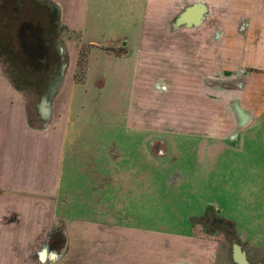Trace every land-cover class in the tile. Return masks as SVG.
<instances>
[{
  "label": "crops",
  "instance_id": "obj_1",
  "mask_svg": "<svg viewBox=\"0 0 264 264\" xmlns=\"http://www.w3.org/2000/svg\"><path fill=\"white\" fill-rule=\"evenodd\" d=\"M42 1L55 10L56 22L87 35L93 49L90 55L97 50L104 58L108 54L131 63L129 107L123 125L126 133L141 139L145 133L153 135L149 140L160 143L167 154L169 148L178 151L188 144H201L203 156L215 160L213 168L219 175H240L255 168L251 160L264 158V152H249L237 157L241 163L229 161L235 156L226 145L228 139L246 143L237 132L254 124L264 112V0ZM91 19L116 33L105 34L102 43L100 37L91 35V25L86 26ZM74 41L67 39L64 47L59 46L63 51L66 47V59L61 65L58 54L59 66L46 73L38 88L46 102H36L37 120L29 118L25 87L0 70L3 126H11L12 119L6 115L12 112L15 123L19 119L28 133L21 139L0 134V227L6 228L11 217L29 215L32 207L35 213L45 212L43 221L49 222L53 209L65 205L60 201H65L63 190L68 189L63 184L64 161L69 164L67 174L74 179L78 169L89 164L90 152L79 146V138L90 142V136H82V125L78 121L69 124L67 114L56 110L74 99L80 102V96L89 92L73 81L78 56ZM88 72L103 75L93 72L91 63ZM103 79L105 84L107 76ZM91 157L93 167L96 158L104 159L103 168L112 165V157L101 152ZM122 158L125 161L117 163V169L125 173L122 169L132 168L137 170L131 174H143L137 155ZM259 166L263 173L264 163ZM138 182L130 189L138 191ZM33 244L27 246L30 264H40L34 259Z\"/></svg>",
  "mask_w": 264,
  "mask_h": 264
},
{
  "label": "rangeland",
  "instance_id": "obj_2",
  "mask_svg": "<svg viewBox=\"0 0 264 264\" xmlns=\"http://www.w3.org/2000/svg\"><path fill=\"white\" fill-rule=\"evenodd\" d=\"M18 1L0 0V43L7 42L2 34L4 28L18 26L19 20L12 18ZM90 25L91 35L99 40L108 32L116 33L99 27L93 19L86 24L88 28ZM56 26L54 40L61 65L66 59V47L63 51L59 46L74 39L78 56L73 81L89 91L80 96V102L74 99L56 110L67 114L69 124L78 121L82 136H90V142L79 138V146L90 152V160L77 168L75 179L67 174L69 164L64 161L63 184L68 189L63 190L65 201H60L65 205L53 209L49 222L43 221L45 212L35 213L32 207L29 215L11 217L6 228L1 225L0 264H30L29 242L34 243L33 256L40 264H236L233 242L241 245L251 263L264 264V172L258 167L264 158L251 160L255 168L249 167L240 175H219L213 168L215 160L203 156L201 144H188L184 150L173 144L179 150L169 148L167 154L160 143L149 140L153 135L145 133L141 139L140 135L126 133L123 125L129 107L131 63L108 54L104 58L97 50L90 55L93 49L86 34L81 36L58 22ZM90 63L93 72L102 71L107 76L105 84L101 73L95 76L88 72ZM12 69L9 55L0 46V70L19 84ZM23 87L27 91L29 118L37 120L35 104L41 95L37 88ZM131 117H137L136 109L131 111ZM2 119L3 114L1 136L21 139L28 135L19 119L15 123L12 112L6 115V119H12L9 128L3 126ZM237 134L240 139L245 137L246 143L224 141L235 156L229 161L241 163L237 157L249 152L261 155L264 112ZM100 152L112 157L110 168H103L104 159L97 158L93 167L91 155L98 156ZM126 154L138 156L142 175L131 174L137 169H122L123 173L116 168L117 163L125 161L122 157ZM135 182L140 186L138 191L130 189Z\"/></svg>",
  "mask_w": 264,
  "mask_h": 264
},
{
  "label": "flooded vegetation",
  "instance_id": "obj_3",
  "mask_svg": "<svg viewBox=\"0 0 264 264\" xmlns=\"http://www.w3.org/2000/svg\"><path fill=\"white\" fill-rule=\"evenodd\" d=\"M12 18L19 20L18 26L3 29L7 42L0 46L10 57L19 85L22 80L23 86L38 89L46 73L59 66L55 10L42 0H20Z\"/></svg>",
  "mask_w": 264,
  "mask_h": 264
},
{
  "label": "water",
  "instance_id": "obj_4",
  "mask_svg": "<svg viewBox=\"0 0 264 264\" xmlns=\"http://www.w3.org/2000/svg\"><path fill=\"white\" fill-rule=\"evenodd\" d=\"M46 102V96L43 95L41 97V103L40 104H45ZM232 256L236 264H258V263H251L247 256L245 251L242 249L241 245L237 242H233L232 244Z\"/></svg>",
  "mask_w": 264,
  "mask_h": 264
}]
</instances>
